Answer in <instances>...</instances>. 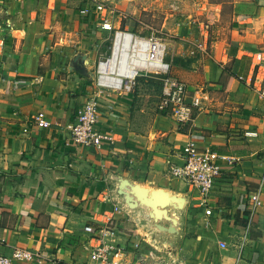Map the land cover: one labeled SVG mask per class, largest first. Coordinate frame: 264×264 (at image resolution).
<instances>
[{"label":"crops","instance_id":"0c3cea01","mask_svg":"<svg viewBox=\"0 0 264 264\" xmlns=\"http://www.w3.org/2000/svg\"><path fill=\"white\" fill-rule=\"evenodd\" d=\"M108 1L0 0V253L30 254L17 264H94L89 248L113 216L128 260L138 246L186 264H264V208L250 201L258 191L264 202V63H252L264 56V0H171L166 23L179 40L166 60L190 91L204 90V110L182 124L159 113L146 125L132 92L110 93L97 128L114 140L84 147L67 126L92 96V69L112 37L102 20L117 28ZM39 112L56 125L35 126ZM190 143L221 157L205 207L168 173ZM118 177L185 196L177 232L158 234L117 201Z\"/></svg>","mask_w":264,"mask_h":264},{"label":"built area","instance_id":"2783aa9c","mask_svg":"<svg viewBox=\"0 0 264 264\" xmlns=\"http://www.w3.org/2000/svg\"><path fill=\"white\" fill-rule=\"evenodd\" d=\"M95 8L100 12L106 10L103 3L95 5ZM87 12L86 8L80 10L81 14ZM101 28L112 32V50L110 56L97 62L92 96L81 107L73 123L67 126L73 143L99 148L103 141L113 142L111 135L97 128L100 98L110 93L130 92V82L142 72L160 75L158 113L168 115L176 123L182 124L190 121L196 111L204 110L202 104L205 99L204 90L190 91L183 81L171 74V62L165 59L167 41L162 34L151 32L147 36L136 35L126 30L114 29L110 22L105 20H102ZM199 48L204 50L201 46ZM252 63L255 68L260 69L264 63L263 54L258 52L253 55ZM109 78H118L121 83L119 85L109 83L107 80ZM259 93L264 99V82ZM34 124L39 128L56 125L48 120L43 112L34 116ZM180 157L182 165L168 163V173L196 190L201 197L200 205L205 207L214 181L220 175L217 159L221 157L215 152L199 150L191 143L184 146ZM250 201L254 210L264 208L258 191L250 194ZM119 212L120 208L114 206L112 213ZM210 212L209 208L205 211L207 215H210ZM119 234V229L115 227V221L111 216L106 224L102 225L99 235L95 238V244L90 246L89 260L94 264H186L169 254H162L156 248L142 253L138 246H135L134 259L128 260V253L117 241ZM30 258V254L22 250L14 251L11 256L0 253V264H17L22 259Z\"/></svg>","mask_w":264,"mask_h":264},{"label":"rangeland","instance_id":"374dc122","mask_svg":"<svg viewBox=\"0 0 264 264\" xmlns=\"http://www.w3.org/2000/svg\"><path fill=\"white\" fill-rule=\"evenodd\" d=\"M107 3L109 8L112 9V13L117 21L115 26L117 29L130 31L133 34L144 36L150 35L151 32L162 34L167 41L165 59H171L169 54L171 49L169 41L179 40L178 37L175 38L173 30H171L168 23H166L168 22L167 18L169 14L175 11L171 0H109ZM198 36H200V34H198ZM112 40L113 38L110 37L103 44L102 51L105 50V57H108L111 54ZM204 50L208 52L207 49ZM176 60L178 59L174 58L172 63H175ZM92 72L94 80L96 66L92 69ZM173 75L177 76V74ZM130 85V92L135 95V106L143 109V112L140 113L141 116L139 117L146 125H148L152 118L156 114H159L157 111V105L160 94V75L151 72H142L130 82Z\"/></svg>","mask_w":264,"mask_h":264},{"label":"water","instance_id":"95a60500","mask_svg":"<svg viewBox=\"0 0 264 264\" xmlns=\"http://www.w3.org/2000/svg\"><path fill=\"white\" fill-rule=\"evenodd\" d=\"M115 196L116 200L122 202L128 210L138 211L158 234L167 235L177 232L176 211L183 210L185 196H176L164 189L150 190L123 177L117 178ZM171 209L175 211L170 214Z\"/></svg>","mask_w":264,"mask_h":264},{"label":"bare ground","instance_id":"6f19581e","mask_svg":"<svg viewBox=\"0 0 264 264\" xmlns=\"http://www.w3.org/2000/svg\"><path fill=\"white\" fill-rule=\"evenodd\" d=\"M125 42L127 43L128 40H125ZM107 80H108L109 83H114V84H117V85H119L121 83V80L118 79V78H109Z\"/></svg>","mask_w":264,"mask_h":264}]
</instances>
